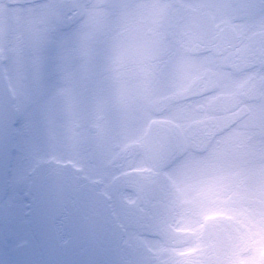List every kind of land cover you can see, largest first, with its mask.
Instances as JSON below:
<instances>
[{
    "label": "clouds",
    "instance_id": "9594fccd",
    "mask_svg": "<svg viewBox=\"0 0 264 264\" xmlns=\"http://www.w3.org/2000/svg\"><path fill=\"white\" fill-rule=\"evenodd\" d=\"M219 3L212 26L187 0H68L53 38L88 35L89 54L34 80L20 48L27 94L0 90V264H264V0ZM217 186L231 218L199 231Z\"/></svg>",
    "mask_w": 264,
    "mask_h": 264
},
{
    "label": "snow or ice",
    "instance_id": "6c2138e0",
    "mask_svg": "<svg viewBox=\"0 0 264 264\" xmlns=\"http://www.w3.org/2000/svg\"><path fill=\"white\" fill-rule=\"evenodd\" d=\"M243 5L245 0H238ZM191 8L199 11L204 22L215 25V14L220 10L219 0H187ZM123 6V5H121ZM68 7V0H48L39 9H28L23 7L21 0H0V57L8 54L16 57V70L14 72L0 71V90L6 91L9 96L26 95L24 84V61L20 55V48L27 47L30 50L29 67L36 80L49 63L53 54L56 55L61 66L67 63L74 56H87L88 35H81L78 46H70L64 41L55 40L54 34L59 25L65 22V11ZM226 23L230 21L226 20ZM24 34L27 40L19 45L15 52L12 51L10 40L12 37ZM62 94V93H59ZM50 122L55 120L56 105L55 100L51 101L45 109ZM30 125L26 122L19 130L17 135L25 141L30 135ZM38 160L31 157L27 163L36 164ZM23 173L21 172V179ZM227 188L217 186L208 190L205 199L209 205L216 206L221 210L216 211L213 207L202 205L199 215L203 218V223L198 225V230L203 231L209 227L210 220H216L214 227L222 225V220L217 217L230 219L224 206L228 204ZM144 257L136 255L133 259L125 258L122 264H143Z\"/></svg>",
    "mask_w": 264,
    "mask_h": 264
}]
</instances>
